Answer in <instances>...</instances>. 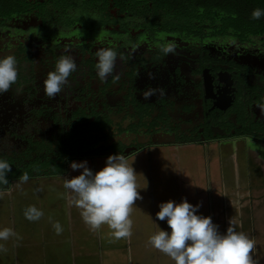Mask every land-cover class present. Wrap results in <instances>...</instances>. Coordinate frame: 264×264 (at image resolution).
<instances>
[{"label": "flooded vegetation", "instance_id": "af4514ba", "mask_svg": "<svg viewBox=\"0 0 264 264\" xmlns=\"http://www.w3.org/2000/svg\"><path fill=\"white\" fill-rule=\"evenodd\" d=\"M105 47L116 68L101 81ZM8 54L18 76L0 95V158L11 165L0 191L25 172V190L74 175L71 162L98 171L116 154L137 160L135 171L171 147L264 155V33L239 36L153 0H0ZM64 55L77 70L50 98L43 82Z\"/></svg>", "mask_w": 264, "mask_h": 264}, {"label": "rangeland", "instance_id": "374dc122", "mask_svg": "<svg viewBox=\"0 0 264 264\" xmlns=\"http://www.w3.org/2000/svg\"><path fill=\"white\" fill-rule=\"evenodd\" d=\"M239 148L242 147L228 148L226 154L223 151L209 148L206 150L200 148L184 150V148L171 147L162 149L161 152L164 154L162 159L165 158V161H161L160 164L156 158L162 154H158L160 153L158 151L154 156L143 160L144 162L140 161L142 167L135 172L142 176L137 177V183L142 189L145 186V179L147 187L140 190L142 199L135 202L129 218L132 221L135 216L132 229L134 232L133 248L137 253H142L145 250V253L150 256L148 260L151 263L149 264H174V261L168 256L152 247L148 238L158 231L157 226L160 229L168 230L165 221L156 219V213L159 211L158 205L169 200L179 203L182 198L192 205L199 204L200 208L197 214L211 217L213 223L219 226L221 233L228 227L229 220L234 221L236 231L243 232L255 242V247L250 253L255 264H264V241L261 242L260 239H257L253 230V223H251L253 220L250 222V218L245 222V217L238 213L239 220V217L236 216L235 218L231 212L239 204L245 203L244 207H249L252 203L250 199L244 200L243 196H247L246 191L251 184L250 175L252 174L253 177L254 172L261 164L255 160L258 159L257 154H249L252 151ZM240 153H242L241 159L243 160L238 157ZM193 157H197V160L193 161ZM237 159L238 163H236ZM127 160L129 164L137 162L133 159ZM88 167L92 171H96L91 164ZM78 174L79 171H75L74 176ZM72 177L73 175L70 176L69 173V176L61 180L64 183L65 178L70 179ZM51 183L56 185L54 181ZM63 183L58 182L60 188H54L49 183H45L46 185L39 187L41 190L39 192L29 188L23 192L14 189L12 193H0V229L10 228L16 234L7 241H0V245L4 249V251H0V264H51L52 256L50 253L49 256L46 254L39 255V253H36L35 256L31 255L32 244L33 246L39 244L34 241L36 239H32L31 235L33 232L35 235L41 233V235L46 236L56 216L65 217L68 215V208H70L68 199H71V195L70 192L68 193L69 190L63 187ZM40 184L38 185L41 186ZM27 186L29 187V185ZM15 187L24 189L26 183L14 182L10 188ZM49 191L52 196L57 199L60 198L58 204L53 205L50 202L51 196L47 195ZM71 205L74 216L78 218L80 215L78 208L72 202ZM29 206H35L43 212L39 220L29 221L25 218L24 211ZM132 214H134L133 217H131ZM86 226L88 229L84 226V238L91 240V237H94L95 240L89 241V245L91 247L93 245L94 248L95 245L100 244L96 237L97 229L92 230L90 226ZM101 226L102 232H105L103 229L107 227V224ZM142 234H144L146 241H143ZM40 243L42 247L43 242ZM51 252L57 257L58 251L55 253V248ZM88 257L90 260L91 258L95 260L92 256Z\"/></svg>", "mask_w": 264, "mask_h": 264}, {"label": "clouds", "instance_id": "9594fccd", "mask_svg": "<svg viewBox=\"0 0 264 264\" xmlns=\"http://www.w3.org/2000/svg\"><path fill=\"white\" fill-rule=\"evenodd\" d=\"M252 20L264 18V9L252 11ZM175 43L166 41L161 50L165 53L175 51ZM95 65L97 78L101 81L114 73L117 53L113 48H100L96 52ZM77 70L75 59L64 55L55 62L54 70L47 74L43 87L48 97L60 93L68 83V78ZM17 59L14 54L0 56V95L9 91L17 81ZM151 95V92L146 93ZM69 167L79 174L64 179L63 187L69 190L71 202L81 210L84 223L92 230L107 224L113 230L116 239L132 235L130 212L136 201L141 200L137 183V174L129 164L127 157L121 154L110 155L105 165L98 171H92L87 161L71 162ZM11 165L0 158V185L8 183L7 174ZM20 183L29 180L25 172L21 175ZM156 219L165 221L168 230L160 229L149 237V244L168 256L174 264H255L252 253L255 242L243 232L236 231L234 221L229 220L228 227L221 233L219 226L214 224L211 217L197 214L200 205H192L186 199L179 203L169 200L158 205ZM43 212L35 206H29L24 216L29 221L41 218ZM57 234L62 231L59 222L53 223ZM16 234L10 228L0 229V241H7ZM19 239V237H17ZM0 251H4L0 245Z\"/></svg>", "mask_w": 264, "mask_h": 264}, {"label": "crops", "instance_id": "0c3cea01", "mask_svg": "<svg viewBox=\"0 0 264 264\" xmlns=\"http://www.w3.org/2000/svg\"><path fill=\"white\" fill-rule=\"evenodd\" d=\"M249 154H256V153H249ZM258 156V155H257ZM164 156L161 155L157 157L156 159L158 160V164L162 163L161 161H165V158L162 159ZM240 160L242 158V153L238 155ZM197 157H193V161H196ZM258 162H260V167L254 172V176L252 177V174L250 175L251 177V184L249 188L247 189V196H243L244 200L250 199L252 200V203L250 204L249 207H244L245 203L239 204L237 207H234L232 214L237 217L240 216L245 217V222L247 220H250V222L253 220V230L255 232V235L257 239H260L261 242L264 241V155L263 156H258ZM160 161V162H159ZM238 159L236 160V163ZM197 163V162H196ZM69 176V173L66 175ZM65 176V177H66ZM71 176V173H70ZM74 177V175H73ZM64 178V177H63ZM62 178V179H63ZM58 180V179H57ZM51 180L54 181V183H51V181H48L50 186H53L54 188L61 187L58 182L61 184L63 183L61 179L58 180ZM34 183V182H33ZM38 185V182H36L35 187L33 188V185H30V189L33 191H41L39 187L41 186H36ZM24 189H18L17 187L15 188H9L8 190H3L0 191L5 193H12V190L15 189L19 190V192H23ZM245 192V194H246ZM69 193V191H68ZM67 193V195H68ZM47 194V193H44ZM48 196H51V201L53 205L58 204V201L60 200L57 199L55 196H52V193L49 191ZM70 208L68 215L67 216H56L54 219L55 222H59L62 228V231L60 234H57L55 229L53 228V222L51 223V227L49 228V232H47L46 236L41 235V233H37L36 235L32 232V239L36 243H39L38 245L35 244L30 248L31 250V255L35 256L36 253H39V255H48L50 253L51 257V264H149L151 263L148 258L147 253H145V250L142 253H137L135 249L133 248V238H134V232H132L133 225H134V219L135 216L133 217L134 214L131 215L133 217L132 219V227H131V232L132 235L127 238H121V239H116L112 232L113 230L110 229L107 225L105 229L102 228L97 229V239H99L100 244L93 248L89 245V241L95 240L94 237H91V240H88L87 238H84V230L85 227L88 229L86 224L84 223L81 215H78L79 217H75L72 208H71V199H68ZM136 210V209H135ZM134 210V211H135ZM236 210V211H235ZM66 212V211H65ZM78 212L80 213L81 210L78 209ZM135 213V212H134ZM238 213L240 216H238ZM75 217V218H74ZM130 219V218H129ZM138 222V221H137ZM85 226V227H84ZM102 227V226H101ZM99 230V231H98ZM135 230V228H134ZM99 233V234H98ZM149 236V235H148ZM151 236V235H150ZM16 238V237H15ZM142 239L143 241H146V238L144 234H142ZM149 239V238H148ZM43 242V245L41 247V243ZM138 242H140V239H138ZM137 242V244H138ZM263 244V243H262ZM57 245V246H54ZM144 245V244H143ZM50 248L48 249V247ZM55 248V253L58 251L57 257L53 254H51L52 250ZM98 249V250H97ZM92 256L94 257L95 260L91 258ZM137 256V257H136ZM66 257V258H65Z\"/></svg>", "mask_w": 264, "mask_h": 264}, {"label": "trees", "instance_id": "16d2710c", "mask_svg": "<svg viewBox=\"0 0 264 264\" xmlns=\"http://www.w3.org/2000/svg\"><path fill=\"white\" fill-rule=\"evenodd\" d=\"M9 1V0H7ZM158 7L199 23H209L239 36L264 33V18L252 20L254 9H264V0H153Z\"/></svg>", "mask_w": 264, "mask_h": 264}]
</instances>
